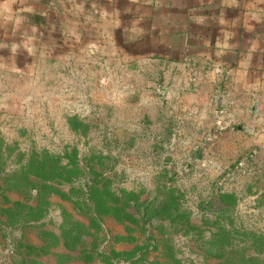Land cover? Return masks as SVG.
Wrapping results in <instances>:
<instances>
[{
	"label": "rangeland",
	"instance_id": "obj_1",
	"mask_svg": "<svg viewBox=\"0 0 264 264\" xmlns=\"http://www.w3.org/2000/svg\"><path fill=\"white\" fill-rule=\"evenodd\" d=\"M115 5L49 10L38 58L0 61V264H264L263 111L125 54Z\"/></svg>",
	"mask_w": 264,
	"mask_h": 264
},
{
	"label": "crops",
	"instance_id": "obj_2",
	"mask_svg": "<svg viewBox=\"0 0 264 264\" xmlns=\"http://www.w3.org/2000/svg\"><path fill=\"white\" fill-rule=\"evenodd\" d=\"M111 1L117 3L112 20L124 12V27L134 32L122 42L125 54H173L179 61L198 63L197 73L227 74L231 85H238L263 111L256 123L264 126V0H128L122 9L120 0ZM103 4L104 0H0L3 73H8V66L38 58L49 10L78 8L103 14ZM96 24L103 33L104 24ZM111 26L112 34L119 29L117 23Z\"/></svg>",
	"mask_w": 264,
	"mask_h": 264
}]
</instances>
